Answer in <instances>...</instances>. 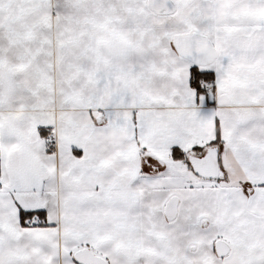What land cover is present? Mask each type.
Instances as JSON below:
<instances>
[{"label":"snow or ice","instance_id":"6c2138e0","mask_svg":"<svg viewBox=\"0 0 264 264\" xmlns=\"http://www.w3.org/2000/svg\"><path fill=\"white\" fill-rule=\"evenodd\" d=\"M0 264H264V0H0Z\"/></svg>","mask_w":264,"mask_h":264}]
</instances>
